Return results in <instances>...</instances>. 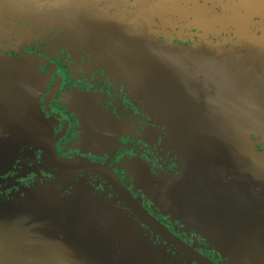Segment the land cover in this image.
<instances>
[{
    "label": "flooded vegetation",
    "instance_id": "af4514ba",
    "mask_svg": "<svg viewBox=\"0 0 264 264\" xmlns=\"http://www.w3.org/2000/svg\"><path fill=\"white\" fill-rule=\"evenodd\" d=\"M136 33L231 67L251 93L243 95L249 111L264 116V0H0V213L32 192L59 199L86 189L158 240L167 264H234L192 224L162 212L129 173L130 164L143 166L158 184L181 169L166 123L139 94V61L123 58L136 49L124 37ZM171 65L167 99L183 100L187 88L179 84L194 73ZM179 108L181 116L197 114ZM217 188L198 194L208 195L212 209L231 212V190ZM11 235L20 244L18 229ZM5 244L0 239L3 260L15 256Z\"/></svg>",
    "mask_w": 264,
    "mask_h": 264
},
{
    "label": "water",
    "instance_id": "95a60500",
    "mask_svg": "<svg viewBox=\"0 0 264 264\" xmlns=\"http://www.w3.org/2000/svg\"><path fill=\"white\" fill-rule=\"evenodd\" d=\"M124 41L136 48L124 52V61H131L132 56L139 61L136 71L144 76L139 94L159 111L160 124L166 123L165 139L180 153L181 167L177 176L158 184L149 179L143 166L136 170L130 164V175L162 212L192 224L234 264H264V148L257 144L264 142V116L249 111L252 102L245 101L243 95L251 93L242 90L248 86L231 77V67L196 59L192 57L196 52L190 49H172L143 33L124 37ZM168 62H172L171 68L179 66L194 73L179 84L187 88L183 100L167 99ZM175 102L179 106L175 107ZM181 103L197 114L185 112L181 116ZM144 134L143 138L150 139V132ZM217 185L231 190V212L214 210L213 204L206 202L205 194L217 190ZM202 188L206 193L199 195ZM198 206L202 208L197 210ZM136 207L161 232L162 226L140 204ZM0 215V223L6 224L0 239H5L6 249L10 246L15 255L3 260L0 245V264L169 262L162 261L165 252L161 243L146 234L132 216L86 189L74 187L59 199L51 193L37 199L32 192ZM14 229L19 231L20 244L11 240ZM23 242L28 243L26 248L21 246Z\"/></svg>",
    "mask_w": 264,
    "mask_h": 264
}]
</instances>
